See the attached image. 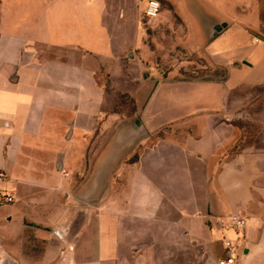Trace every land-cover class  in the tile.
Here are the masks:
<instances>
[{
    "label": "crops",
    "instance_id": "0c3cea01",
    "mask_svg": "<svg viewBox=\"0 0 264 264\" xmlns=\"http://www.w3.org/2000/svg\"><path fill=\"white\" fill-rule=\"evenodd\" d=\"M108 7L0 0V188L18 199L0 201V264H215L237 238L238 264H264L263 23L241 24L223 55L210 39L221 76H154L138 126L114 106L126 93L139 109L153 79L129 49L110 57Z\"/></svg>",
    "mask_w": 264,
    "mask_h": 264
},
{
    "label": "rangeland",
    "instance_id": "374dc122",
    "mask_svg": "<svg viewBox=\"0 0 264 264\" xmlns=\"http://www.w3.org/2000/svg\"><path fill=\"white\" fill-rule=\"evenodd\" d=\"M159 1V12L155 16H147L144 14L146 0H108L109 7L102 19L109 28L105 35L109 39L110 57L125 56L129 49L136 62L130 69L133 73L140 71L145 82L154 76H221L223 68L210 61V39L216 38L213 45L216 47L215 55H223L224 49L235 43L234 37L243 33L241 24L259 21L264 25V0ZM217 19L228 21L222 29V32L228 31L227 36H221L219 31L212 33L211 24ZM97 77L105 80L104 70L97 71ZM134 83H138V79L117 81L123 90ZM114 108L120 118H131L137 112V100L133 103L129 95L122 93ZM86 162L88 164L89 160ZM24 194L29 198H45L56 206L65 203L66 196L75 200L71 191H27ZM16 201L18 199L14 197L12 203ZM27 211L29 214L48 215V210L43 208L28 207ZM55 211L58 216L64 214L61 208H55Z\"/></svg>",
    "mask_w": 264,
    "mask_h": 264
},
{
    "label": "built area",
    "instance_id": "2783aa9c",
    "mask_svg": "<svg viewBox=\"0 0 264 264\" xmlns=\"http://www.w3.org/2000/svg\"><path fill=\"white\" fill-rule=\"evenodd\" d=\"M160 9V1L159 0H146L144 6V14L147 16H155ZM3 180V174L0 173V182ZM14 199V195L0 188V201L1 202H10ZM229 222L239 228L244 227L245 218L241 217L237 214L231 213L228 215ZM222 222L223 219H220ZM239 242L240 238L236 240L227 239L224 241V251L222 255H220L215 264H238V255H239Z\"/></svg>",
    "mask_w": 264,
    "mask_h": 264
},
{
    "label": "water",
    "instance_id": "95a60500",
    "mask_svg": "<svg viewBox=\"0 0 264 264\" xmlns=\"http://www.w3.org/2000/svg\"><path fill=\"white\" fill-rule=\"evenodd\" d=\"M228 25V21L227 20H221L219 22H215L212 26H211V29H212V33L214 34V32H218L220 30H222L225 26ZM212 37V36H211ZM213 76H209V75H206L204 77H201L203 79H210L212 78ZM179 78H185V76H180ZM157 82V79L154 78L153 80H151L149 86L146 88V90L144 91L143 95L141 96L140 100H139V109L138 111L136 112V114L133 116V119H134V122L136 125L138 126H141V120H140V117L138 116L142 107L144 106V103L146 102V100L148 99L150 93L152 92L153 90V87L155 86ZM126 119H121V121H124ZM108 178L105 180V183H104V186H103V192L102 194L99 196V198L101 196H104L105 193H106V190H107V186H108ZM92 203H95L96 200H92L91 201Z\"/></svg>",
    "mask_w": 264,
    "mask_h": 264
},
{
    "label": "flooded vegetation",
    "instance_id": "af4514ba",
    "mask_svg": "<svg viewBox=\"0 0 264 264\" xmlns=\"http://www.w3.org/2000/svg\"><path fill=\"white\" fill-rule=\"evenodd\" d=\"M219 21H221V20H214V22L211 24V26L215 23V22H219ZM220 32V31H219Z\"/></svg>",
    "mask_w": 264,
    "mask_h": 264
},
{
    "label": "trees",
    "instance_id": "16d2710c",
    "mask_svg": "<svg viewBox=\"0 0 264 264\" xmlns=\"http://www.w3.org/2000/svg\"><path fill=\"white\" fill-rule=\"evenodd\" d=\"M133 155H131V157H132Z\"/></svg>",
    "mask_w": 264,
    "mask_h": 264
}]
</instances>
